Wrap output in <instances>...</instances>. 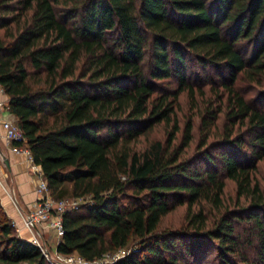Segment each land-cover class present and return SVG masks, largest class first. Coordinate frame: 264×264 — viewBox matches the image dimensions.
Returning <instances> with one entry per match:
<instances>
[{
    "label": "trees",
    "instance_id": "16d2710c",
    "mask_svg": "<svg viewBox=\"0 0 264 264\" xmlns=\"http://www.w3.org/2000/svg\"><path fill=\"white\" fill-rule=\"evenodd\" d=\"M245 39L248 59L237 46ZM187 56L221 74L228 106L219 135V107L201 116L190 154L192 121L176 141L175 116L179 92L193 99ZM171 77L177 85L163 86ZM237 79H264V0H0V83L25 137L14 144L26 146L55 198L88 199L63 213L59 252L93 259L132 242L103 264H204L210 253L218 264H264V181L252 176L264 162V107ZM159 123L165 140L130 149ZM225 178L244 203L208 224L201 202L219 209ZM181 204L186 224L159 230ZM0 264H51L1 202Z\"/></svg>",
    "mask_w": 264,
    "mask_h": 264
},
{
    "label": "rangeland",
    "instance_id": "374dc122",
    "mask_svg": "<svg viewBox=\"0 0 264 264\" xmlns=\"http://www.w3.org/2000/svg\"><path fill=\"white\" fill-rule=\"evenodd\" d=\"M229 25L230 22H227L222 25L223 35L227 38H230L233 32L230 29L231 27ZM252 44L253 42L249 39L240 40L237 43L238 48L242 51L246 59H248L251 54ZM185 73L186 77L189 78V83L192 84L193 99H190L187 90H183L178 94V104L175 109V116L179 124V132L177 133L176 141H178L181 136L185 121L190 118L193 124V142H191V145L186 152L187 154H190L196 147L198 141V130L201 116L205 113L207 109L219 107L220 110L215 120V124L212 128V130H215L216 133H218L217 135H219V132L222 130L224 124L227 121L226 112L228 110V106L226 102V93L224 92L223 86L219 83L223 79L219 72H217L213 68L208 67L202 69V67L198 64L194 57L192 58L191 56H187ZM162 85L175 87L177 85V80L175 79V77H171L168 83L162 82ZM235 86L251 103H255L264 107V79H262V82L259 85H256L255 82H248L243 79H237L235 81ZM245 128L246 127L244 125L240 126L239 131H237L240 133H238L237 135H243L241 133L245 132ZM168 130L169 127L165 126L163 123L154 125L144 134H141L136 139L132 140L129 143V147L132 150H141L151 140H165L167 138ZM214 136V139L217 138L216 135ZM212 138H210V140ZM242 148L244 149V151L250 150V147L247 143H244ZM252 176L255 180L259 182L260 185L263 184L264 162L262 160H256L255 165L252 168ZM224 181L225 188L222 195V206L219 209L204 200L201 202V205L207 215L208 224H211L215 220V218H217V216L220 215L222 211H224V207H226V209H230L244 203L243 198L238 199L237 197L235 183L228 178H225ZM65 197L73 198V196ZM78 203H83L82 198H79ZM186 208V204L178 205L173 208L170 212H168L165 216H163L159 225V230L175 229L184 226L186 224ZM194 208L197 209L198 205H194ZM22 226L25 227L23 220ZM26 229L31 234V231L28 228ZM16 231L17 233H19L17 229ZM132 247H135V244H132V242H130L126 249ZM48 248L52 251L54 247L48 245ZM246 254H248V256L250 257H254L253 249L247 248ZM206 259L207 261L204 264H218V261L215 258V254L213 253L206 255ZM238 264H240V262H238Z\"/></svg>",
    "mask_w": 264,
    "mask_h": 264
},
{
    "label": "built area",
    "instance_id": "2783aa9c",
    "mask_svg": "<svg viewBox=\"0 0 264 264\" xmlns=\"http://www.w3.org/2000/svg\"><path fill=\"white\" fill-rule=\"evenodd\" d=\"M2 95H6L2 84L0 83V111L10 110L8 100L2 98ZM0 122L4 129V137L7 142L11 143V147L14 151H24L30 161L33 162L29 150L24 145H16L15 141H24V134L19 127L15 118L1 119ZM34 173L36 175V200L33 206L26 212L22 213V220L24 226L31 231L30 242L38 246L43 256L51 264H103L117 260L127 251L126 248H118L110 251H106L101 255L93 258L86 259L77 252L62 253L56 249V244L63 234L62 215L64 212L75 208L79 198H55L49 191L46 178L42 172V169L38 164H34ZM83 202L88 203V199L82 198ZM38 225L47 228L52 231L56 241L53 250L48 248V244L44 239ZM18 230V228H17Z\"/></svg>",
    "mask_w": 264,
    "mask_h": 264
},
{
    "label": "crops",
    "instance_id": "0c3cea01",
    "mask_svg": "<svg viewBox=\"0 0 264 264\" xmlns=\"http://www.w3.org/2000/svg\"><path fill=\"white\" fill-rule=\"evenodd\" d=\"M2 98L9 99V96L2 95ZM0 118L16 119L10 110L5 109L0 111ZM34 164L24 151L12 149L11 143L4 137V129L0 122V202L16 229L18 228V234L26 240H29L30 233L22 226L21 216L33 206L37 197ZM38 227L47 244L54 247L56 239L52 231L40 225Z\"/></svg>",
    "mask_w": 264,
    "mask_h": 264
}]
</instances>
